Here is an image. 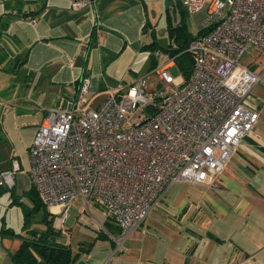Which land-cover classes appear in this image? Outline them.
<instances>
[{"label": "crops", "instance_id": "0c3cea01", "mask_svg": "<svg viewBox=\"0 0 264 264\" xmlns=\"http://www.w3.org/2000/svg\"><path fill=\"white\" fill-rule=\"evenodd\" d=\"M154 8L152 0H93L78 10L71 0H0V173L17 163L7 190L13 202L21 192L33 202L28 151L49 109L75 99L84 77L95 108L108 87L126 90L146 75L150 53L142 48L153 32L157 40ZM184 12L187 30L188 16L197 32L207 26L204 9ZM245 56L241 64L260 76L250 93L258 120L217 185L167 186L123 251L114 242L119 227L101 203L76 199L63 224L49 211L60 232L54 242L71 249L74 264H264V57L253 50ZM1 230L0 264H15L12 256L33 233Z\"/></svg>", "mask_w": 264, "mask_h": 264}, {"label": "built area", "instance_id": "2783aa9c", "mask_svg": "<svg viewBox=\"0 0 264 264\" xmlns=\"http://www.w3.org/2000/svg\"><path fill=\"white\" fill-rule=\"evenodd\" d=\"M93 0H71L78 10ZM187 14L206 12L211 29L188 46L194 63L186 84L155 68L126 90L108 87L91 107L90 79L77 96L49 109L28 151V176L41 204L65 223L76 199L101 203L119 227L116 249L162 200L167 186L215 187L227 162L257 123L250 93L260 76L241 64L251 50L264 57V0H181ZM17 163L0 173L15 185ZM103 228L101 227L100 230Z\"/></svg>", "mask_w": 264, "mask_h": 264}, {"label": "trees", "instance_id": "16d2710c", "mask_svg": "<svg viewBox=\"0 0 264 264\" xmlns=\"http://www.w3.org/2000/svg\"><path fill=\"white\" fill-rule=\"evenodd\" d=\"M176 12L179 13L178 18L174 16ZM165 23V30L168 36L167 47L163 48L158 45L153 32L154 39L152 43L145 45L142 48L151 53L149 55L148 72H151L157 66V60L153 53L165 52L174 60V66L179 70L183 76L184 84H186L190 78L194 63L193 55L188 51V46L196 36L208 32L211 29V26L203 27L197 32L196 36L190 34L186 26V14L180 1L171 3V5L165 9ZM6 190L7 189H0V191ZM30 193L31 199L34 203L31 212L44 207L40 203V200H38L39 198H37L34 191L32 190ZM27 217L28 215L26 214L25 220H27ZM42 222L47 227L46 231L41 234L33 233L31 238L23 240L16 253L12 256L13 262L15 264H74L76 255L73 256L71 249L66 245L54 242L53 238L59 236L60 232L55 231L53 227V216L48 212H45ZM26 224L24 225L26 226ZM3 232L5 233L6 231H0V233Z\"/></svg>", "mask_w": 264, "mask_h": 264}, {"label": "rangeland", "instance_id": "374dc122", "mask_svg": "<svg viewBox=\"0 0 264 264\" xmlns=\"http://www.w3.org/2000/svg\"><path fill=\"white\" fill-rule=\"evenodd\" d=\"M152 1L155 4L154 13L156 12L157 14L154 17L155 23L157 24V28H158L156 30L157 31L156 42L160 47L165 48L168 45V36L165 31L164 10L168 5L171 4V2L169 0H152ZM174 16L178 18L179 13L176 12ZM187 20H188L187 23L188 31L191 34H196L197 28L200 25L195 24L192 21L191 16H188ZM153 55L157 60L156 68L161 67L172 60L165 52H156L153 53ZM245 61H246V56L243 57L241 63H244ZM146 68L148 69V65ZM167 71L174 79L183 77L179 72V70L174 65ZM146 74H150V80L148 82L147 88L149 91H153L156 88V78L154 77L153 71L151 72L147 71ZM3 192L4 193L0 194V228L2 226H6L7 228L11 229L13 232L21 234L22 238H27L28 235H30L31 233L41 234L46 231L47 227L42 222V218L45 212L49 213V211L46 208L44 210V207H41L39 210L31 212L34 207V203L31 202L30 197H28L27 195H23L21 192L18 194V199H16L17 201L13 202L10 196V191L6 190ZM26 214L28 215L27 220H25ZM24 224H26V226ZM67 225H69V223Z\"/></svg>", "mask_w": 264, "mask_h": 264}]
</instances>
